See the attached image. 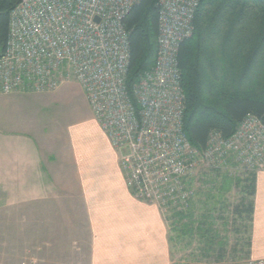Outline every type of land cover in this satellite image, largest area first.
<instances>
[{"label": "built area", "instance_id": "built-area-1", "mask_svg": "<svg viewBox=\"0 0 264 264\" xmlns=\"http://www.w3.org/2000/svg\"><path fill=\"white\" fill-rule=\"evenodd\" d=\"M139 2L20 0L0 44V95L51 93L74 79L119 153L130 195L163 214L186 211L193 191L185 181L200 169L264 172V122L247 115L228 138L212 131L200 152L188 142L177 53L192 34L199 0H158L154 65L129 88V40L122 21ZM209 264H264V259Z\"/></svg>", "mask_w": 264, "mask_h": 264}, {"label": "crops", "instance_id": "crops-1", "mask_svg": "<svg viewBox=\"0 0 264 264\" xmlns=\"http://www.w3.org/2000/svg\"><path fill=\"white\" fill-rule=\"evenodd\" d=\"M24 97L0 95V264H172L164 214L130 195L96 120L68 140L17 119ZM249 257L264 259V172Z\"/></svg>", "mask_w": 264, "mask_h": 264}, {"label": "trees", "instance_id": "trees-1", "mask_svg": "<svg viewBox=\"0 0 264 264\" xmlns=\"http://www.w3.org/2000/svg\"><path fill=\"white\" fill-rule=\"evenodd\" d=\"M19 1L0 0L1 45L6 41L10 11ZM122 23L129 40L126 82L130 88L154 65L158 0H140ZM177 60L184 94L183 131L193 148L203 151L212 131L223 138L230 137L247 115L264 122V0H199L192 34L180 44ZM210 172L216 175L203 202L208 206L207 212L225 205L224 197L232 189H238L241 194L233 213L245 237L243 248L234 250L232 258L246 259L250 249L256 174ZM193 209L191 203L186 211L172 210L169 230L173 229L179 236L196 235L205 244V256L224 260L228 238L220 236L204 220L193 230L196 217ZM210 217L207 213L202 219Z\"/></svg>", "mask_w": 264, "mask_h": 264}, {"label": "rangeland", "instance_id": "rangeland-1", "mask_svg": "<svg viewBox=\"0 0 264 264\" xmlns=\"http://www.w3.org/2000/svg\"><path fill=\"white\" fill-rule=\"evenodd\" d=\"M23 95L26 97L15 104L17 119L38 120V123L47 127L49 133H52V131L59 133L68 140L87 134L92 120L95 119L84 91L74 79L68 80L67 83L51 93ZM215 175L214 172L200 169L185 181L187 187L192 188L191 191H193L192 203L194 204L193 210L196 217L193 220L192 228L194 230L197 224L204 220V223L210 225L220 236L228 238L227 256L222 261H241V259L232 258L234 250L238 251L243 248L242 239L245 237L243 228H240V221L233 213V207L240 201L241 194L239 190L232 189L224 197L225 205L215 206L212 212H207L208 206L205 207L203 203ZM206 212L212 217L202 219L203 214H207ZM172 213H164V218L170 228ZM172 230H169L172 264L219 262L213 256L203 254L205 244L196 235L179 236L177 232ZM239 231L240 233H238Z\"/></svg>", "mask_w": 264, "mask_h": 264}, {"label": "bare ground", "instance_id": "bare-ground-1", "mask_svg": "<svg viewBox=\"0 0 264 264\" xmlns=\"http://www.w3.org/2000/svg\"><path fill=\"white\" fill-rule=\"evenodd\" d=\"M195 16V15H194Z\"/></svg>", "mask_w": 264, "mask_h": 264}]
</instances>
